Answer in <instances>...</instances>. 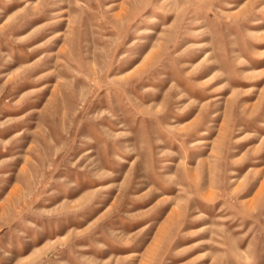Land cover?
<instances>
[{"label":"rangeland","instance_id":"1","mask_svg":"<svg viewBox=\"0 0 264 264\" xmlns=\"http://www.w3.org/2000/svg\"><path fill=\"white\" fill-rule=\"evenodd\" d=\"M0 264H264V0H0Z\"/></svg>","mask_w":264,"mask_h":264}]
</instances>
